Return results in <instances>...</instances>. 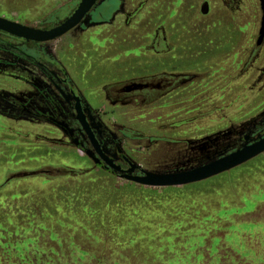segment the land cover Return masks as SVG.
<instances>
[{
  "label": "rangeland",
  "instance_id": "rangeland-1",
  "mask_svg": "<svg viewBox=\"0 0 264 264\" xmlns=\"http://www.w3.org/2000/svg\"><path fill=\"white\" fill-rule=\"evenodd\" d=\"M138 1L144 15L146 55L151 54L148 48L155 28L161 26L172 49L166 58L175 55L183 68L198 78L188 88L187 99H179L187 100V108L153 109L149 114L128 112L124 121L138 119V115L144 118L127 121L128 126L101 119L98 129L102 128L104 146L108 150L118 146L146 172L168 174L235 152L242 147L244 136L252 138L263 132L264 42L260 48L255 47L261 20L259 1ZM78 2L0 0V17L49 29L57 25L55 17L61 9ZM203 2L210 6L208 16L200 13ZM149 7L150 19L145 17ZM227 14L234 22L228 19L226 24L239 29L229 34V43L223 44L216 28ZM65 40L27 46L20 53L30 52L33 58L51 66L57 62ZM37 71L35 67L30 69L22 93L12 94L23 104L38 103L42 97L33 93L36 88L43 91L39 89L42 78ZM3 74L0 264H264V153L197 184L167 193L158 190L150 194L148 190L134 194L125 190L130 182L117 174L106 173L112 181L105 177L100 172L104 169L95 166L84 150L74 147L60 130L22 116L21 107L10 102L9 80ZM43 95L46 106L52 95ZM148 117L164 121L150 124ZM124 125L133 129H125ZM132 136L135 139L129 138ZM75 137L78 140L77 134ZM48 167L88 172L87 177L92 176L98 187L87 186L92 181L87 182V177L79 174L6 182L15 173ZM111 185L121 188L122 194L138 196V214L132 220L126 219L125 228L119 229L125 231L123 234L116 233L109 224L114 215L106 213V203L88 200L95 191L108 190ZM92 206L101 210L99 219L91 218L93 211L89 215L86 210ZM97 225L106 227L100 230Z\"/></svg>",
  "mask_w": 264,
  "mask_h": 264
},
{
  "label": "flooded vegetation",
  "instance_id": "flooded-vegetation-1",
  "mask_svg": "<svg viewBox=\"0 0 264 264\" xmlns=\"http://www.w3.org/2000/svg\"><path fill=\"white\" fill-rule=\"evenodd\" d=\"M258 1H259V9L261 12V20H262L260 0ZM223 2L226 4V0H224ZM205 3L207 4L208 11L207 14L205 15L201 14V15L208 16V14L210 13V6L208 2H203L202 5ZM140 5H142V3L138 1L137 6L141 7ZM76 6L69 5L66 6V8H64L63 10L61 9L55 17L57 25H55L54 27L60 25L67 17H69L76 8ZM201 7H200V13H201ZM146 13L149 15V13L151 12L147 11ZM228 19L234 22V18L227 14L226 17L222 16L221 21H219L217 25L218 28H216V30L219 31L218 35L220 36V40L222 41L223 44L229 43V39H230V38L228 39L229 34L233 32L236 33V31L239 29V27L236 26L229 27L227 25L228 23L226 24ZM261 20H260V25H261ZM128 22L132 24L131 19H129ZM130 28L131 27H129V29ZM49 29H39V30H49ZM130 35L132 34L130 33ZM151 39H152L151 42L152 44H150L148 50L151 51V53L155 56V61H154L156 63V65L154 66L155 68L154 69L152 68V70L148 69L146 71L148 74L145 73L144 75H142L141 66L140 68L136 67L138 69H133L135 66H131L132 68L129 69L130 73L134 74L138 72L139 76L132 77L129 80L117 84H113L105 88L104 101L109 106L115 108L119 106L120 107L124 106L125 108L128 109L126 112H130V113L139 112V114H144V113L149 114L148 108L153 104L155 105L154 110L162 109V108L173 110L176 108V106H179L187 102L186 97H188L190 93V90H188V88H191V86L197 80L198 75L189 74L188 71L183 68L184 65L183 62L180 59L175 58V55H173L172 58H166V56L169 55L172 49H171V44H169L168 42V37L166 35L165 28H162L161 26L155 28ZM57 40L58 39H55L47 43H51ZM256 42H255V47L260 48L264 42V39L260 44V46H256ZM42 44H46V43H40V44L26 43L24 41H21L19 39H16L12 36H8L0 32V90L2 89V87H4L2 86V80H1V75L3 73H4L3 76H6L8 80L14 79V77L18 78V82H19L18 84H16L13 81H9V85H8L9 90L11 89L14 91L16 87H18L21 84H23L22 87L26 86L24 83L29 78L30 69L35 67V69L38 70L37 72H39V74L41 75L42 80L41 79L40 80L42 81V83H40L41 87H39V89H42L43 91L41 93L39 90H36L37 89L36 88L33 93L34 95L42 94V97L40 98L38 103L32 104L30 101H28L27 105L23 103H22L23 105L20 104L18 105L14 100H12L13 104L16 107L18 108L21 107V109L19 110L21 114H23L22 116H25L27 119L31 121L53 126L56 129L60 130L68 138V136L63 132V130H61V128L58 127L59 124H63L67 127V129L72 131L73 139H75L78 142V146H74L71 140L68 138V140L71 142V144L74 147L84 151L91 150L90 145L87 143L86 140L83 139V132L80 124L75 120L74 102L72 99L74 96L78 97L80 99V105L82 110L88 113V118L91 121L92 130L98 142L100 143L101 147H103L105 151L110 156L113 157L116 165H119L122 170H126L128 166L126 163L122 161L123 156L128 158V160L132 163L133 160H131V158H129L123 151H121L118 146H114L113 149L109 148L110 150H108V148L104 146V143L102 141L103 131H101L102 128L98 129L99 122L96 117L97 114L94 113L91 110V108L88 106L87 101L83 99L82 95L75 87V85L71 82L68 74L62 68V66H60L58 62H53L51 66L45 63H41L36 58H33L30 52L27 53L24 51L23 53L22 52L20 53V49L24 47L28 46L29 48L30 47L32 48L34 46H38ZM22 61H24L25 63H21ZM24 65L26 67H24ZM19 71L21 72L25 71V72L23 73V75H18V74L15 75ZM49 92L52 95V99H48L47 105L45 106L43 104L45 103L46 98H44L43 94L46 93V95L49 97ZM62 94L70 98L69 103L65 101ZM11 98L12 97H10L9 99ZM183 98L186 99L179 100ZM158 119L162 122L164 121L161 120L160 117H158ZM167 120L169 121V119ZM76 134L79 136L78 140L75 137ZM259 134L264 135V131L260 132ZM135 135H137L136 138L138 139H142V138L144 139L142 135L139 134H135ZM129 138L135 139V137L133 136ZM84 146H86L88 149H85ZM117 151H120V153L118 154ZM95 166L103 168L104 170L111 171L110 169H105L103 167V164L95 165ZM141 170L142 169L139 168L135 172V175H141L140 174ZM111 172L114 173L113 171Z\"/></svg>",
  "mask_w": 264,
  "mask_h": 264
},
{
  "label": "crops",
  "instance_id": "crops-1",
  "mask_svg": "<svg viewBox=\"0 0 264 264\" xmlns=\"http://www.w3.org/2000/svg\"><path fill=\"white\" fill-rule=\"evenodd\" d=\"M136 3H138L137 0H99L79 26L58 38V40H66L58 52L56 61L66 71L91 110L97 114L99 125L103 119L107 118L112 122H124L123 124L127 126L129 122L144 119L142 115H138V119H129L127 123L123 119L128 114L127 108L124 106L115 108L108 105L107 109L105 101H103L105 88L139 76L138 72L130 73L131 66H135L133 69H138L141 66L142 75L148 74L146 72L148 69L155 68V56L152 53L147 56L145 52L143 45L145 22L142 21L144 15H141V8ZM151 9L149 7L148 12ZM145 17L151 18L148 14ZM129 19L132 20V24L128 22ZM129 27H131L130 31ZM129 33L132 34L130 38ZM139 40L141 41L139 42ZM24 67L26 66L24 65ZM24 72L19 71L15 75H23ZM9 81L19 83L17 77ZM22 85L16 87L14 91L10 89L8 92L9 98L12 97L10 102L13 103L12 100H14L18 105H23L21 100L12 95L16 92V94L22 93ZM154 106V104L151 105L148 111H152ZM177 107L187 108L189 104L186 102ZM116 116L117 120H113ZM156 120L160 121L158 117L146 119L150 124ZM122 127L133 129V127L126 128L125 125Z\"/></svg>",
  "mask_w": 264,
  "mask_h": 264
},
{
  "label": "water",
  "instance_id": "water-1",
  "mask_svg": "<svg viewBox=\"0 0 264 264\" xmlns=\"http://www.w3.org/2000/svg\"><path fill=\"white\" fill-rule=\"evenodd\" d=\"M98 0H80L74 11L67 17L60 25L49 29L39 30L31 28L16 22H12L0 17V32L26 43L40 44L47 43L58 39L74 28H76L83 19L95 7ZM262 11V20L258 33V40L256 46H260L264 39V0H260ZM207 4L201 7V14H207ZM67 103L70 98L62 94ZM75 120L80 124L83 139L90 145L91 150L84 151L85 155L92 160L95 165L103 164L105 169H110L119 177L127 182L136 184L146 188H180L193 184H197L213 177L231 171L252 159L264 153V135L258 134L253 138L244 136L242 138L243 145L240 149L230 154L221 155L217 159L209 161L208 163L185 170L182 172L168 173V174H155L141 170V175H135L139 169L137 165L130 162L128 158H122V161L127 164L128 168L122 170L119 165H116L112 156H110L98 142L93 130L91 121L88 118V113L82 110L80 99L76 96L73 97ZM58 127L68 136L74 146H78V142L73 139L72 131L67 129L63 124ZM119 154L120 151H117ZM64 174L63 169L57 168H44L32 172H20L11 175L6 182L12 179H22L28 177L44 176L49 178H56Z\"/></svg>",
  "mask_w": 264,
  "mask_h": 264
},
{
  "label": "trees",
  "instance_id": "trees-1",
  "mask_svg": "<svg viewBox=\"0 0 264 264\" xmlns=\"http://www.w3.org/2000/svg\"><path fill=\"white\" fill-rule=\"evenodd\" d=\"M63 170H64V174L62 176H59L56 178H49V177H46V178H49L48 180L60 179V178H65V177L74 175V174L85 175L87 177L86 174H88V172H81V171L79 172L76 170H65V169H63ZM100 172L103 173L105 175V177H109V179L111 181L113 180V177L109 176V175L107 176L106 173L116 175L115 173H112L111 171H108V170H106V171L101 170ZM36 177H38V176H36ZM42 177H44V176H42ZM28 178H34V177H28ZM28 178L12 179V180L13 181H20V180L28 179ZM85 179L87 180V182L92 181L91 183L86 184L87 186H95L94 185L95 180H91V179H93L92 176L87 177ZM12 180H9V181H12ZM87 186H84L85 190L88 189ZM95 187H98V186H95ZM174 189H177V188H146V187L138 186V185L133 184V183H130V184L125 186V190H129V191L133 192L134 194H144L148 190H149L148 193H150V194L155 193L158 190H162V191L167 193V192H170L171 190H174ZM94 190L95 189H93L91 192H94ZM99 191H103V192H99ZM99 191H95L91 195L92 196L91 199H89V197H88V200H91L92 203H94V204L95 203H103V204L106 203V205H104L106 207H104V208H107V206L109 207V209L106 213H110V214L114 215V218H112L111 220H108V221H110L109 224H112L113 230L118 231L116 233H120V234L125 233V231H123V230L119 231V229L125 228L126 224H123V223H125L126 219L132 220V218H136V216L138 214V209H139V203L137 202L138 196L134 197L135 195L133 196L130 193L122 194L123 192H122L121 188L116 189L114 185L109 186L108 190L104 191L103 188H101V189H99ZM80 195L83 196V194H80ZM106 197H108L107 200H105ZM86 210L89 212V215H91V211H93V215L91 216V218L94 217V218L99 219L101 216V210L99 208H94V206H92ZM102 219H103L102 221L104 222L105 218H102ZM128 223L129 222H127V224ZM105 224H107V220H106ZM104 227H106V226L101 225V227H100L99 225H97V228L100 230H102ZM105 233L106 232H102L101 234H105Z\"/></svg>",
  "mask_w": 264,
  "mask_h": 264
}]
</instances>
